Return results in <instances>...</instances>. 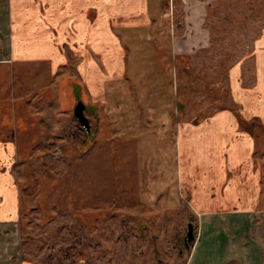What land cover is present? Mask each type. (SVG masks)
<instances>
[{
    "label": "crops",
    "instance_id": "1",
    "mask_svg": "<svg viewBox=\"0 0 264 264\" xmlns=\"http://www.w3.org/2000/svg\"><path fill=\"white\" fill-rule=\"evenodd\" d=\"M178 1L184 11L200 12L210 0ZM168 2L174 5L0 0V70L11 84L50 93L54 108L75 118L82 100L90 129L104 110H115L123 128L150 125L133 135L140 161L164 171L149 193L170 207L183 198L191 206L195 238L179 264H264V30L230 69L233 105L174 121L171 109L180 105L169 69L174 54L164 49L173 26ZM158 108L164 116L157 117ZM19 145L16 135L0 136V264H23L12 168Z\"/></svg>",
    "mask_w": 264,
    "mask_h": 264
},
{
    "label": "rangeland",
    "instance_id": "2",
    "mask_svg": "<svg viewBox=\"0 0 264 264\" xmlns=\"http://www.w3.org/2000/svg\"><path fill=\"white\" fill-rule=\"evenodd\" d=\"M173 1L166 5L173 26L164 49L174 54L169 69L180 107L171 114L174 121L185 114L201 119L233 105L228 75L264 30V0H210L200 12ZM54 107L50 93L11 84L0 70V136L16 135L20 143L12 168L23 264H179L189 250L191 206L183 198L170 207L149 193L164 171L140 161L133 135L150 125L123 128L115 110H104L85 133Z\"/></svg>",
    "mask_w": 264,
    "mask_h": 264
},
{
    "label": "water",
    "instance_id": "3",
    "mask_svg": "<svg viewBox=\"0 0 264 264\" xmlns=\"http://www.w3.org/2000/svg\"><path fill=\"white\" fill-rule=\"evenodd\" d=\"M85 104L82 100H79L75 107H74V115L77 118V121H79L80 125L85 128L86 130H90V120L89 117L85 114ZM185 237H184V245L186 247L189 246V244L194 240L195 238V232H194V224L192 221H189L187 225V230L185 231ZM182 251V249H181ZM157 264V263H155Z\"/></svg>",
    "mask_w": 264,
    "mask_h": 264
}]
</instances>
